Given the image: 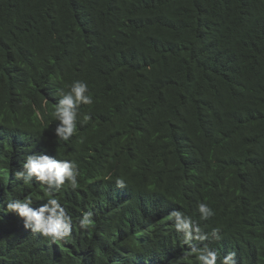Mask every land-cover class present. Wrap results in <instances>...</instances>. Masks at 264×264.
I'll return each instance as SVG.
<instances>
[{"label":"trees","instance_id":"obj_1","mask_svg":"<svg viewBox=\"0 0 264 264\" xmlns=\"http://www.w3.org/2000/svg\"><path fill=\"white\" fill-rule=\"evenodd\" d=\"M75 80L93 103L57 140L52 112ZM42 151L78 164L77 189L14 178ZM25 197L58 199L71 239L6 212ZM198 202L215 215L201 220ZM173 209L217 264L232 251L264 264V0H0V264H197Z\"/></svg>","mask_w":264,"mask_h":264},{"label":"clouds","instance_id":"obj_2","mask_svg":"<svg viewBox=\"0 0 264 264\" xmlns=\"http://www.w3.org/2000/svg\"><path fill=\"white\" fill-rule=\"evenodd\" d=\"M87 82L75 80L61 90L59 99L52 112L53 119L58 121L53 132L57 140L68 141L76 131L77 120L81 115L80 105H91L93 97ZM81 124L91 119L89 113H84ZM83 140H81V143ZM80 169L74 160H61L48 155L46 152L28 154L24 157L20 168L14 171L13 176L23 181L25 185L34 179L44 184L52 193L65 186V182L73 190L79 187L78 177ZM124 180L117 178L118 187L124 186ZM6 212L15 213L23 221L25 229L55 243L57 241H68L73 231V219L66 208L56 198H49L38 207H33L31 197L23 200H10L6 203ZM197 212L201 220H208L215 215L214 210L207 202H198ZM168 220L172 221L177 233H182L183 243L188 245L191 253L195 255L197 264H217L218 252L207 244L202 247L193 245V241L204 242L209 240V235L201 230L192 217L181 210L173 209L168 213ZM82 230H91L94 227L93 212H84L79 219ZM218 229H213L212 238L219 240ZM221 264H238L235 251L223 256Z\"/></svg>","mask_w":264,"mask_h":264}]
</instances>
